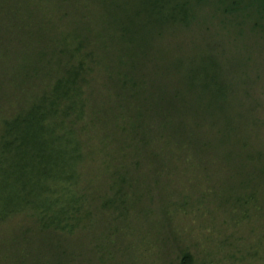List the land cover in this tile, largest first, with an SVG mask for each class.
Returning <instances> with one entry per match:
<instances>
[{
	"label": "rangeland",
	"instance_id": "1",
	"mask_svg": "<svg viewBox=\"0 0 264 264\" xmlns=\"http://www.w3.org/2000/svg\"><path fill=\"white\" fill-rule=\"evenodd\" d=\"M59 3L69 17L46 12L44 8L56 5V0H0V20L1 13L9 15L15 7L20 22L14 33L0 30V121L22 112L37 98L48 99V88L61 74L60 65H74L79 50H85L95 72L87 87L84 81L79 83L76 106L69 107L81 112V121L73 122L70 130L83 143L95 145L117 131L108 125L110 116L98 123L90 114L102 117L107 110L105 93L120 86V75L127 69L136 71L130 82L137 87L139 80L152 85L161 75L175 77L180 100L190 105L172 113L183 114L195 129L200 123L202 128L192 131L186 148H178L188 135L177 133L161 113L153 117L158 122L167 119L168 125L164 130L158 126L151 133L153 142L140 151L143 156L157 153L160 163L151 164L149 169H155L149 174L154 175L140 182L141 196L136 183V203L118 199L110 206V229L90 223L92 210L80 199L77 205L90 213L75 227L59 230L45 220L51 229H43L44 218H59L61 225L76 207L69 203V212L55 213L50 199L56 187L47 180L38 205L7 212L22 195L13 185L18 174L7 169L0 179V236L21 232L30 236L33 244L37 242L33 259L48 264L52 259L40 254L57 245L75 244L82 250L78 264H178L183 248L193 253L194 264H264V0H74L70 7L63 0ZM71 30L88 39L65 63L68 56L61 53L77 50L71 47V38L62 39ZM64 101L68 100L60 101L56 113L45 115V123L55 122L58 133L57 123L68 126L72 119L71 114L63 117L58 112ZM126 104L123 100L124 108ZM198 135L211 150L192 143ZM124 139L121 143L129 151L136 137L126 131ZM156 139L162 145L169 142L160 146L161 154ZM105 149L94 152L97 156L83 179L90 182L95 175L90 183L98 181L95 186L104 194H117L101 173L106 168L101 161L108 160L109 148ZM130 166L118 172L129 171ZM24 174L32 175L29 166ZM47 203L51 209L46 212ZM3 243L0 264H10V257L1 258L7 252Z\"/></svg>",
	"mask_w": 264,
	"mask_h": 264
},
{
	"label": "trees",
	"instance_id": "2",
	"mask_svg": "<svg viewBox=\"0 0 264 264\" xmlns=\"http://www.w3.org/2000/svg\"><path fill=\"white\" fill-rule=\"evenodd\" d=\"M60 1L62 0H56V5L44 9L46 12H50L48 14L54 13V15H57L56 13H58L59 17H69L68 11L63 9V6L61 7ZM73 2L74 0H63V3L67 7H70ZM18 12L19 11L14 7L9 15L1 13L0 30H2L4 34H6L8 30L14 33L16 32L14 28H20ZM71 23L73 22H68V24ZM81 31L87 32L84 29ZM62 37L64 41L65 38H71L73 41L71 47L77 49L76 51L65 50L68 55L65 52L61 53V56H68L66 58L67 60L64 61L68 63L69 60L72 59L70 56L77 52L79 46L84 44L85 40L88 38L85 34L80 35L78 31L74 30H71L68 34H62ZM10 39L7 41L9 44L11 43ZM100 47L103 50L105 49L103 46ZM53 51L54 50H52V52ZM90 58L91 54L89 52L85 50L80 52L79 50L74 65L64 63L60 65L61 74L53 80L52 85L48 88V99L45 97L37 98L36 103L30 102L26 108L22 109L23 111L20 110L22 112H18L10 118H3L0 121V179L4 175L3 172L7 171V169V173H17L18 176L15 178V181H13V179L10 181L9 176L7 177L10 183L13 181L14 184H12L17 186L20 192H22V195L19 196L21 200L17 202V204H10V208L7 212L22 209L30 203L38 205L41 198L40 193L46 190L44 187L46 180L51 183L54 182V186L56 187L55 191L52 190L54 195H52L50 199L53 207L56 208L53 209L55 213L63 212L66 214V212H69V208H71L69 203L76 205V207L73 208L72 215H65L61 225H59L60 219L56 217H53V221H51L50 218L42 219L43 222H40V224L43 223V226H41L43 229H51L50 224L45 220H50L48 222L56 224L54 227H58L59 230H68L75 227L77 223L83 220L84 216L90 213L88 209H80V206L77 205V200L79 199L85 201L87 208L89 207L92 210L90 223L94 225L101 224L105 226V229H110L111 227L108 223V218L111 219L109 215L110 206L115 205L118 199L120 203L125 201L136 203L138 200L136 199L138 196L137 192L139 196H141L140 190L142 189L143 191L140 182H144L148 177L154 175L149 174V172L154 171L155 168L149 169V167H151L153 163H160V158L157 156V153L152 152V156L148 154L143 156V153L140 151L153 142V140L151 141V133H153L155 129L158 130V126L161 130L166 129L168 125L167 119H169V124L173 126L177 133L188 135L187 137H183L178 143L176 142L178 148L184 149L188 146L185 142L188 141L189 135L192 136V131L196 130V132H199L198 129L202 128L201 123L198 124L195 129L189 122L183 120L185 119L183 114L176 115L172 113L173 110H179L177 107L190 105L180 100L173 86L176 82L175 77L164 76L163 78L161 75L152 82V85L139 80L136 83V85L138 84L137 87L131 83L132 76H137L135 74L136 71L127 69L120 75V86L116 89L114 88L115 91H112V93L111 91L110 93L108 92L109 94L105 93V96L108 98L105 104L107 110L103 111V114H101L102 117L96 118L90 114L98 123L100 122L99 118L103 119L107 115L110 116L109 119H107V122L109 121L108 125L112 123L117 131L109 135L110 139H98L95 145H93V143L86 145V143H83L80 139L79 135L71 134L72 130H70V125H72L73 122L77 123L81 121V112H72L70 108H75L76 106L75 104L77 102L74 100V97H76V91L80 89L79 83L84 81V86L87 87V83L93 77L95 71L92 70V59ZM45 63L47 68H52L49 61L47 62V60H45ZM2 65L3 63L0 57L1 69ZM28 72L29 76L33 77L35 75L33 70ZM105 74L107 76L109 73ZM109 76L110 74L107 77ZM114 87L116 86L114 85ZM63 100L68 101H64L65 104L61 105L58 112L63 117H67L71 114L72 119L68 126H64L61 121L57 123L61 129V133H58L56 128L58 125L56 126L55 122L45 123V115L56 113V107H58L61 104L60 101ZM123 100H127L128 104H126V108L123 106ZM110 102L111 104L109 106ZM115 106L117 107L116 109L113 108ZM111 108H113V110H111ZM160 113L164 118L167 117V119H163V122H158V119L156 120L153 118L158 117ZM138 114H140L139 118L137 117ZM134 116L141 121L135 120ZM175 116H177L178 119H176ZM116 122H119L120 126L119 123L116 124ZM82 128L85 127L82 126ZM85 130H89V127H86ZM126 131L128 133H133V136L136 137L133 144L137 147L133 145L129 151H127L123 143H121L122 141H126L124 139ZM76 136H78V138ZM160 136L163 137V135ZM196 138L198 139L192 142L196 147L200 146L198 147L199 149L211 150L210 144L207 141H202V136L198 135ZM155 142L158 147H165L166 144L169 145L168 141H166L167 143L165 142L164 145L159 144L160 141L157 139ZM118 143H121L122 146H118ZM106 147L109 148L106 152L108 160L107 162L101 161L106 167L105 171L101 173L106 174V178L110 181V185L112 184L114 185L113 187H116L117 194L115 192L114 194L111 192H109V194H104L98 186H95L98 181L90 183L94 180L95 175H92L90 182L83 179V173L86 172V169L87 171L88 169L90 170L89 167L92 166L91 163L97 156L94 152L102 153L106 150ZM116 147L117 149H115ZM162 147L158 149L160 154ZM128 164L131 165L129 171L125 170L118 172ZM27 166H29L32 172V175L28 174V178L26 174H24L25 167ZM155 174V176H157V173ZM137 182L139 186L136 189L137 192L134 194V188ZM155 183L157 182L153 180V184ZM81 184L82 187H80ZM30 185L31 189H27ZM143 186H145V184ZM115 195H117V197H115ZM50 205V203L43 205L46 212L51 209ZM79 210L80 213L76 216ZM157 235L158 238H160L161 232L159 231ZM11 236L12 235H8L6 238L5 236H0V241L4 242L1 246L7 249L6 253H2L1 258L5 256L10 257L12 261L10 264H48L47 261L36 262V259H33L34 257H32V254L34 252L32 248L35 247L37 242L33 244L30 236L22 232L13 237ZM158 240L160 245L161 239ZM81 251L82 250H79L76 244L69 248L57 245L55 249L52 248V250L46 251L45 254H40L39 256L51 258L50 264H78L77 262L81 261L78 258ZM158 251L159 250H157V252ZM98 259L101 260V257ZM51 261L54 262L51 263ZM194 263V255L190 249H181V256L178 264Z\"/></svg>",
	"mask_w": 264,
	"mask_h": 264
}]
</instances>
